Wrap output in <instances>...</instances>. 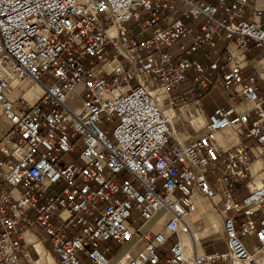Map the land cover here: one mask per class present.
<instances>
[{"label":"built area","instance_id":"obj_1","mask_svg":"<svg viewBox=\"0 0 264 264\" xmlns=\"http://www.w3.org/2000/svg\"><path fill=\"white\" fill-rule=\"evenodd\" d=\"M247 1L0 0V264L30 260L33 228L56 264L113 247L114 264H264V23ZM210 90L250 108L206 116ZM201 200L224 252L183 241Z\"/></svg>","mask_w":264,"mask_h":264},{"label":"crops","instance_id":"obj_2","mask_svg":"<svg viewBox=\"0 0 264 264\" xmlns=\"http://www.w3.org/2000/svg\"><path fill=\"white\" fill-rule=\"evenodd\" d=\"M159 1V0H155ZM207 1H212V0H207ZM259 11L260 16L259 18H254L253 14ZM244 18L249 19V20H258L261 23H264V0H248L245 10H244ZM185 24L188 27H191L194 30V33L197 34L199 33V23L198 22H192L188 19H186ZM149 32H147L143 37L148 36ZM224 43H220L218 45L219 50H223L224 48ZM249 51L246 54L247 59H261L262 58V51L259 48H255L253 45H249ZM172 53L177 54L175 49H169ZM208 55H210L209 51L207 52ZM208 58L203 57L201 59L202 62H206ZM244 74H250L251 69H245L243 71ZM211 75L220 80L222 71H214L211 72ZM214 90H210L204 94H201V103H202V96L207 95V94H217V96L220 98V103L219 107H227L231 106L235 111H242L246 108H250L249 104H241V105H235L231 102H227L225 99L221 97V95L218 92H214ZM196 94V93H195ZM264 94V93H262ZM29 98H32V96L28 95ZM203 107V106H202ZM215 108V109H216ZM204 109V108H203ZM171 112V111H170ZM205 112V109H204ZM165 113V112H164ZM206 116H209L206 114ZM189 129V130H188ZM187 131L192 132V129L188 127ZM228 134L227 137V143L226 145H223L224 147L231 146L235 142V136H233L231 131L228 130H223ZM198 214L195 215V218H197V221H201L202 223V230H197L194 227V232L196 233V239L199 240V249L200 251L210 254L213 252H224L225 251V244L223 240V235H222V230H221V221L219 216L216 214L215 211H213L207 204V201L201 200L200 203L198 204ZM153 223H149L146 228H149L152 226ZM161 227V224H158L154 227V230H158ZM145 228V229H146ZM202 231V232H201ZM200 233V234H199ZM197 234H199V237H197ZM203 234V235H202ZM219 234L218 241H214L211 239L214 235ZM24 240L27 244V252L29 256V261L28 259L22 258V264H56V256L53 253L52 247L50 242L46 239L45 234L43 231L39 228H33L29 231H27L24 234ZM186 244V238L183 240ZM202 243L205 245L204 247L202 246ZM101 247H104V242L101 243ZM113 252H115V256L112 258L110 264H114L116 262L117 257L122 255V253L125 252V249L119 250L116 247H113ZM116 251H118L116 253ZM82 260L84 261V264H91L89 260L87 259L86 255L83 254L81 256ZM220 264V263H219Z\"/></svg>","mask_w":264,"mask_h":264},{"label":"rangeland","instance_id":"obj_3","mask_svg":"<svg viewBox=\"0 0 264 264\" xmlns=\"http://www.w3.org/2000/svg\"><path fill=\"white\" fill-rule=\"evenodd\" d=\"M214 92H218L220 95H221V97L224 99V96H223V94H222V92L221 91H219V90H214L213 91V93ZM219 103H220V98L217 96V94H207V95H203L202 96V106H203V108L205 109V112H206V114L207 115H211L212 113H213V111L215 110V108L217 107V106H219ZM166 108L167 107H163L162 106V110H166ZM176 112V114H180V116L179 117H181L182 116V114L179 112V111H175ZM167 115V114H166ZM180 122H181V120L180 119H175V120H173L172 121V123H173V126H174V128L178 131V130H182V128H181V125H180ZM188 127L189 126H187L186 127V130L188 129ZM189 130V129H188ZM189 133H191V132H189ZM227 137H228V134L225 132V131H221V132H219L218 133V135H217V141L220 143V144H222V145H226V143H227ZM195 219H197V218H195ZM193 226H195V228L197 229V230H202V223H201V221H195L194 223H193ZM202 232V231H201ZM200 234V233H199ZM199 234H197V237H199ZM203 235V234H202ZM218 237H219V234H216V235H214L213 237H211V239H213L214 241H218ZM202 246L204 247L205 245L202 243Z\"/></svg>","mask_w":264,"mask_h":264},{"label":"bare ground","instance_id":"obj_4","mask_svg":"<svg viewBox=\"0 0 264 264\" xmlns=\"http://www.w3.org/2000/svg\"><path fill=\"white\" fill-rule=\"evenodd\" d=\"M165 115L170 118L171 116V112L169 110H165ZM191 230H192V234H190V239L188 237H185L186 238V245L189 247L191 245V241H193V236L195 237L196 236V233L194 232V227L193 225L191 226ZM196 238V237H195ZM185 243V242H184Z\"/></svg>","mask_w":264,"mask_h":264}]
</instances>
